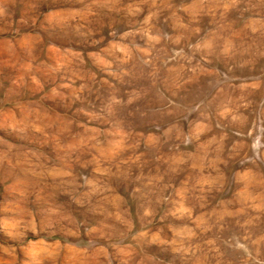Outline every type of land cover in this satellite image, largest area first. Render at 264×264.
<instances>
[{
  "label": "rangeland",
  "instance_id": "374dc122",
  "mask_svg": "<svg viewBox=\"0 0 264 264\" xmlns=\"http://www.w3.org/2000/svg\"><path fill=\"white\" fill-rule=\"evenodd\" d=\"M0 264H264V0H0Z\"/></svg>",
  "mask_w": 264,
  "mask_h": 264
}]
</instances>
